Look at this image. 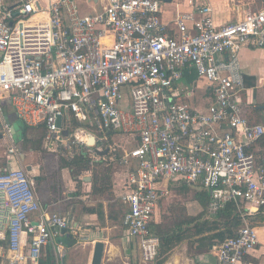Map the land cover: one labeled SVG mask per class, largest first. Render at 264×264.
Masks as SVG:
<instances>
[{
  "label": "built area",
  "instance_id": "1",
  "mask_svg": "<svg viewBox=\"0 0 264 264\" xmlns=\"http://www.w3.org/2000/svg\"><path fill=\"white\" fill-rule=\"evenodd\" d=\"M99 1L100 11L85 14L80 0H0V127L8 143L0 160V264H37L61 231L77 233L41 205L4 104L25 126L43 128L46 153L67 160L83 153L86 173L94 163L123 167L117 200L142 262L157 255L151 224L161 202L188 184L206 190L210 213L232 204L243 222L213 246L214 264H248L259 242L249 216L264 207V163L250 148L264 139V122L245 114L252 102L239 51L264 48V0L222 25L202 0H187L191 10L168 23L164 0ZM187 71L206 82L207 107L183 99L195 91L179 87ZM55 251L63 257L59 242Z\"/></svg>",
  "mask_w": 264,
  "mask_h": 264
},
{
  "label": "crops",
  "instance_id": "2",
  "mask_svg": "<svg viewBox=\"0 0 264 264\" xmlns=\"http://www.w3.org/2000/svg\"><path fill=\"white\" fill-rule=\"evenodd\" d=\"M209 3L212 7V15L214 19V23L216 25H222L226 23L235 22L240 19L244 12L248 10H256L260 5V0H202ZM82 12L85 14L93 13L95 11H100L101 3L99 0H91L87 2L86 0H80ZM190 6L187 4V0H171L169 2L164 1V5L162 7L161 18L164 22H170L178 12L189 11ZM239 65L240 70L245 77L250 78L254 81L252 85H250L247 91L248 100L252 102L251 105L245 108V114L248 117L250 122H264V100L257 101L255 90L260 87L262 84L264 85V48H253L244 46L239 51ZM195 72H185L183 80L179 87L186 89H194V94H183V99L190 102L193 106L202 109L207 107L210 102H212V96L208 93V89L206 87V82L202 80L189 81L191 79V75ZM200 82V83H199ZM189 85V86H188ZM9 115H6V119L10 124L11 132L16 142L20 153V135H21V126L23 125L15 116L13 109L8 105ZM5 113V110H4ZM34 129V128H30ZM250 150L254 153L257 163H264L261 160V157L264 155V139L259 143L253 145ZM32 151V150H30ZM107 153V151H106ZM105 153V154H106ZM49 154V153H45ZM103 154V155H105ZM28 158L35 159L37 158L34 152H29ZM26 155V156H27ZM22 161L25 160V154L21 153ZM56 158V157H55ZM27 159V158H26ZM39 159V157H38ZM45 159V158H44ZM58 161L60 158H56ZM28 160V159H27ZM27 165L31 166L30 173L34 178V185L36 193L40 199L41 205L47 208L50 211H55L63 215L67 221L77 228V233L72 234L67 231H61L60 235L56 237L53 241L49 242L48 245L43 248L40 260L37 264H62V258H58L55 251V244L61 242L64 247V255H63V264H89L91 260L92 250H93V241L96 239H101L105 242V248L107 243H110V236L108 235L112 229L117 228V216L115 213L120 212V218H118V222L120 223L121 231L123 232V241L128 246L136 245L133 241L129 240L125 235V231L123 229L122 216L126 211V206L123 205L120 200H117V195L119 193L118 186L116 182L118 181L119 174L123 173L124 169L121 173L117 175L116 173H112L114 176L116 174V179H112V195L114 197H109L108 202L110 205V209L112 213H114V219L110 221H114L115 224L106 225L107 219L110 218L106 213L105 206L103 205L105 216L103 219H99L97 214L88 213L84 210L85 207H91L95 205L94 202L104 204V201H100V199L95 200L94 196L89 194L90 192V181H86L89 177L88 173H83L81 176L82 183L79 187H76V181H74L70 175V171L68 168H60L56 172L54 171L52 174L45 171L44 168L41 167V164L38 161L35 162H26ZM113 166H120L118 163H112ZM86 179V180H85ZM182 185L177 186L176 190H181ZM194 190H202L199 186L188 185ZM205 190V189H204ZM207 193V192H206ZM208 199V195H207ZM96 203V204H97ZM198 203V202H197ZM208 204V202H207ZM118 206L117 208H115ZM200 206V205H199ZM235 207V206H234ZM208 208V206H207ZM236 209V207H235ZM238 212V210L236 209ZM209 212V210H208ZM210 214V212H209ZM213 214V213H211ZM216 214V213H214ZM158 211L155 216V224L159 223L157 220ZM112 219V218H110ZM74 221V222H73ZM251 225L256 227L259 236V242L257 246L254 248L246 256V261L248 264H263L262 258L264 257V243L261 241V236L259 232V228L264 227V221H253L250 220ZM243 224V222L241 221ZM241 224V226H242ZM254 224V225H253ZM261 225V226H259ZM240 226V227H241ZM71 234L72 236L68 237ZM224 241V240H223ZM222 241V242H223ZM65 242L69 247H65ZM75 242V243H73ZM262 243V244H261ZM2 244V243H0ZM220 244V243H219ZM3 245V244H2ZM5 246V245H4ZM212 245L209 251L197 253L192 249L191 252H188V242L183 241L180 243L171 253L170 257L166 261L165 264H214L216 262V256L213 250ZM111 249H114V246L111 245ZM110 249V250H111ZM5 250V249H3ZM76 250H83L79 253V255L75 252ZM75 252V253H73ZM73 253V254H72ZM8 254H6V258ZM2 259L0 258V261Z\"/></svg>",
  "mask_w": 264,
  "mask_h": 264
},
{
  "label": "trees",
  "instance_id": "3",
  "mask_svg": "<svg viewBox=\"0 0 264 264\" xmlns=\"http://www.w3.org/2000/svg\"><path fill=\"white\" fill-rule=\"evenodd\" d=\"M246 86L249 87L254 83L248 77H245ZM3 108L5 114L9 115L7 110L8 105L4 104ZM31 127L25 125L21 126L20 135V150H41L43 147V128L36 127L34 129L40 131V136L30 138L27 132ZM60 168H68L70 175L76 181V187L82 183L81 176L86 171L90 170L88 164V157L83 153L75 156L71 160L60 158ZM108 162V161H107ZM4 165V164H3ZM111 166L112 162L94 163L91 168V181L89 194L98 198H111L112 195V179H111ZM181 191L188 190V184H182ZM194 199L202 208L201 212L197 215H187L185 212L178 215V217L166 222L151 224L153 233L159 238V247L157 255L152 261L153 264H165L170 257L172 251L183 241L188 242V252L192 249L197 253L209 251L212 245H218L228 237L235 235L238 228L241 226L240 214L236 211L232 204H228L223 210L218 211L216 214H209L207 208V193L202 189L194 190ZM84 210L88 213H95L99 219L105 216L102 203H97L91 207H85ZM110 218L115 217L110 215ZM250 220L264 221V207H260L257 212L249 216ZM254 225V224H253ZM72 236L71 234L68 237ZM60 242V241H59ZM61 244H63L61 242ZM40 260V259H39Z\"/></svg>",
  "mask_w": 264,
  "mask_h": 264
},
{
  "label": "rangeland",
  "instance_id": "4",
  "mask_svg": "<svg viewBox=\"0 0 264 264\" xmlns=\"http://www.w3.org/2000/svg\"><path fill=\"white\" fill-rule=\"evenodd\" d=\"M202 82V79L196 74L193 73L191 75V79L189 81H195ZM200 83V82H199ZM189 86V85H188ZM256 98L257 101H262L264 100V85L262 84L260 87L256 88L255 90ZM8 110V109H7ZM2 135V129L0 127V160L3 159L5 150L7 149L8 143L4 142L1 139ZM27 136L30 138H35L40 136V131L36 129H29L27 132ZM21 140L19 141L20 145ZM128 146V145H127ZM29 152H34L37 156L35 159H30L28 158ZM23 155L25 154V160L22 161V164L27 165L26 162H35L38 161L41 164V167L45 169V171L49 173H53L54 171L56 172L58 169H60V164L61 161H58L53 155L51 154H46V151L41 148V150H34L30 151L28 149L23 150L21 152ZM27 155V156H26ZM39 157V159H38ZM28 160H27V159ZM45 158V159H44ZM123 167H120L118 165L116 166H111V175L112 173H116L117 175L122 172ZM88 176L91 177V173H88ZM112 179H116V174L114 176H111ZM194 189L189 186L188 190H176L172 189L170 194L163 199V201L160 204L158 215H157V220H159V223H166L176 217L178 215L183 214L184 212L187 215H197L199 212H201L202 208L199 206L197 201L194 199ZM104 201V206L107 214H110L114 216V213H112V210L110 209V205L108 202V197L107 198H98L95 197V200ZM95 204L97 202H94ZM116 206L115 208H117ZM117 216V228L112 229L111 232L108 234L110 236V243H107V246L104 251L103 259H102V264H153L152 262L150 263H144L140 260V255L139 251L136 245L134 246H128L129 244L125 243L123 241V232L121 231L120 228V223L118 222V218H120V212L115 213ZM110 216V215H109ZM113 219L108 218L107 219V226L112 224H115L114 221H110ZM74 222V221H73ZM261 226V225H259ZM260 232L261 236V241L264 243V227L258 229ZM65 242V247H69V243ZM75 243V242H73ZM261 243V244H262ZM111 245H113L115 248L111 249ZM111 249V250H110ZM83 250H76L75 252L79 255V253ZM73 252V253H75ZM72 253V254H73ZM262 262L264 264V257L262 258Z\"/></svg>",
  "mask_w": 264,
  "mask_h": 264
},
{
  "label": "water",
  "instance_id": "5",
  "mask_svg": "<svg viewBox=\"0 0 264 264\" xmlns=\"http://www.w3.org/2000/svg\"><path fill=\"white\" fill-rule=\"evenodd\" d=\"M164 1L165 2H169L171 0H164ZM90 142H91V139H90ZM105 153H106V150L101 152V154H105ZM21 159H22V157H21ZM26 170L30 171L31 170V166L30 165H26ZM87 178H88L87 180L85 179L86 181H90L91 180L90 176L87 177ZM104 251H105V242L103 240H101V239L94 240L93 241V250H92L91 260H90L89 264H102ZM63 260H64V258L62 257V264H63Z\"/></svg>",
  "mask_w": 264,
  "mask_h": 264
},
{
  "label": "bare ground",
  "instance_id": "6",
  "mask_svg": "<svg viewBox=\"0 0 264 264\" xmlns=\"http://www.w3.org/2000/svg\"><path fill=\"white\" fill-rule=\"evenodd\" d=\"M115 248V247H114Z\"/></svg>",
  "mask_w": 264,
  "mask_h": 264
}]
</instances>
